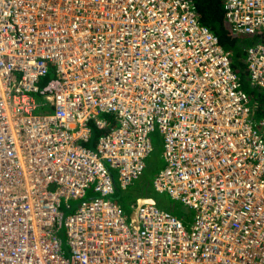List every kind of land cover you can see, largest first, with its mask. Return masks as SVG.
I'll return each instance as SVG.
<instances>
[{
  "label": "built area",
  "instance_id": "2783aa9c",
  "mask_svg": "<svg viewBox=\"0 0 264 264\" xmlns=\"http://www.w3.org/2000/svg\"><path fill=\"white\" fill-rule=\"evenodd\" d=\"M224 18L258 39L245 71L264 100V0H224ZM231 62L191 0H0V264H264V106L259 133ZM155 128L152 185L189 228L143 196L128 223L108 198ZM60 199L80 200L69 258Z\"/></svg>",
  "mask_w": 264,
  "mask_h": 264
},
{
  "label": "rangeland",
  "instance_id": "374dc122",
  "mask_svg": "<svg viewBox=\"0 0 264 264\" xmlns=\"http://www.w3.org/2000/svg\"><path fill=\"white\" fill-rule=\"evenodd\" d=\"M237 38L243 39L244 47L246 49L247 46L255 43L258 41L254 35L247 34V35H238ZM234 59L241 60L242 57L236 56ZM45 83V79H42L41 84ZM241 89H243L249 96L250 105H253L254 102H263L260 105V109L255 114V125L258 126L262 119V108L264 106V101L260 99V91L257 88H254L248 81L247 74L241 75ZM38 99V98H37ZM39 100V99H38ZM45 111L38 110L36 113H44ZM257 131L259 133L262 132L261 126L257 127ZM151 144H152V151L148 155L145 160V168L142 175L133 181L127 188L121 189L118 185L115 188V191L112 195L108 196V198L118 204V206L122 209L124 214L127 216V222L129 223L131 220V215L133 213L132 205L135 203L137 197H142L145 195H152L157 206L168 212L172 215L177 216L185 225L186 228L193 223L194 211L189 208L188 206L184 205L179 200H173L166 192H156L152 181L156 173L159 169H161L164 165L163 159L161 157V153L163 150V142L162 136L158 130L155 128L153 132L150 134ZM88 147L91 149H95L93 144H89ZM105 167L107 168L112 180L114 183L118 184L117 182V172L114 169H111L106 162H104ZM96 195L94 192L89 189L86 193V196L83 198L85 200L92 199ZM80 203V200H69L65 202L64 199H60V208L59 211L62 212V227L56 232V236L59 238L61 242V248L63 250L64 257L69 258L70 256V249L67 243V235H66V228L63 225L64 219L67 215L72 213L75 208ZM69 205L70 208L66 206Z\"/></svg>",
  "mask_w": 264,
  "mask_h": 264
},
{
  "label": "trees",
  "instance_id": "16d2710c",
  "mask_svg": "<svg viewBox=\"0 0 264 264\" xmlns=\"http://www.w3.org/2000/svg\"><path fill=\"white\" fill-rule=\"evenodd\" d=\"M191 1L196 7L201 23L207 26L214 34H216L223 49L230 52L232 69L241 80V75L246 74L245 47L244 43L242 42L243 39L237 38L238 35H233L230 32L229 25L224 18V0ZM236 56H240L242 59H234ZM260 99L264 101L262 95H260ZM262 104L263 102H260L259 105ZM95 135L96 133L94 132L92 138L93 140ZM93 140H91L89 144H93ZM150 197L153 196L150 195ZM134 213L135 212H133L132 217H134Z\"/></svg>",
  "mask_w": 264,
  "mask_h": 264
},
{
  "label": "crops",
  "instance_id": "0c3cea01",
  "mask_svg": "<svg viewBox=\"0 0 264 264\" xmlns=\"http://www.w3.org/2000/svg\"><path fill=\"white\" fill-rule=\"evenodd\" d=\"M144 197V196H143ZM145 197H148V198H152V199H154V197H150V196H145ZM137 198H139V197H137Z\"/></svg>",
  "mask_w": 264,
  "mask_h": 264
},
{
  "label": "bare ground",
  "instance_id": "6f19581e",
  "mask_svg": "<svg viewBox=\"0 0 264 264\" xmlns=\"http://www.w3.org/2000/svg\"><path fill=\"white\" fill-rule=\"evenodd\" d=\"M135 212V211H134ZM134 216H135V213H134ZM161 219V218H160Z\"/></svg>",
  "mask_w": 264,
  "mask_h": 264
}]
</instances>
